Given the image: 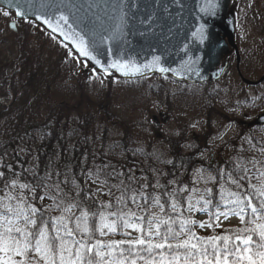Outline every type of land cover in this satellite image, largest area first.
<instances>
[{
    "label": "trees",
    "instance_id": "16d2710c",
    "mask_svg": "<svg viewBox=\"0 0 264 264\" xmlns=\"http://www.w3.org/2000/svg\"><path fill=\"white\" fill-rule=\"evenodd\" d=\"M247 7H251L247 0H233L231 6L237 18ZM3 11L0 10V97L8 104H0V172L4 173L0 177V206L13 205L14 197L21 195L26 202L42 206L51 217H57L63 213L56 204L67 194L73 203L85 197L89 202L94 200V210L103 212L105 223L116 220L110 213L122 209L127 214L125 219H133L145 228L146 219L151 216L171 217L175 223L170 222V226L180 231V218L192 214L184 213L186 200L193 198L191 193L197 191L203 196L202 202L209 199L210 207H206L210 210L222 200L223 192L243 191L232 179L244 176L239 183L249 192L250 185L257 184L264 173V126H250L249 122L236 119L232 133L220 139L219 146L214 145L212 150L210 136L214 129L207 121L189 144L178 137L157 139L153 123L131 121L113 109V74L87 70L86 63L66 45L32 21L17 20L16 31H10L8 21L12 14L4 16ZM256 22L261 21L254 19L250 24L255 26ZM239 29L238 20L237 33ZM244 64L243 56V72ZM252 66L255 67V59ZM233 68L231 59L217 83L191 85L201 95L205 113L210 115L215 100L224 94L251 114L264 112V81L258 87L263 94L258 93V88L243 84L232 88ZM116 80L117 87L125 88H142L146 81L172 82L170 78L155 76ZM152 94L158 97L163 92ZM209 150L215 152L218 160L203 164L200 159ZM13 181L15 188L11 186ZM21 184L28 187L21 189ZM155 198L164 206L163 211ZM254 202L258 204L259 197ZM101 205L105 207L101 209ZM72 211L75 213L76 209ZM100 223L98 214V229ZM74 224L73 221L69 226ZM243 227L241 223L225 234L233 237L235 230ZM122 228L119 222L116 231ZM189 228V224L185 225V232ZM114 234L109 231L100 235L97 230L91 243ZM207 246L211 251V246ZM164 252L170 255L166 249ZM133 258L137 264L143 262L135 256L129 259Z\"/></svg>",
    "mask_w": 264,
    "mask_h": 264
},
{
    "label": "snow or ice",
    "instance_id": "6c2138e0",
    "mask_svg": "<svg viewBox=\"0 0 264 264\" xmlns=\"http://www.w3.org/2000/svg\"><path fill=\"white\" fill-rule=\"evenodd\" d=\"M156 3L159 4L160 0H156ZM173 3L181 5V0H173ZM11 6L13 5L10 0ZM14 6L18 9L16 15L26 18L27 10L20 11L21 6L18 3ZM218 6V0L216 3L213 0H207L206 6L201 8V11L214 16ZM93 7L92 3L85 6L83 3H77L76 0H46L38 5L30 2L28 6L31 12L39 13L35 15L37 21L47 25L53 33L58 32L65 40L71 41L79 56L100 66L105 74L115 70L128 76L143 74L145 70L153 68L161 73L178 71V69L163 67L161 55H154L147 63H137L134 58L125 59L122 48L128 43L126 27L129 22V12L127 9L137 8L136 0H132L131 4L128 0L113 3L111 7L118 15H106V19H102L98 13L93 12ZM164 11H168L167 5ZM2 15L9 16V12L3 11ZM154 19V14H149L146 20H141L142 24L149 25L147 31H140L141 36L147 37L152 31L151 24ZM11 27L15 28L16 24L12 23ZM193 36L198 37L203 43L205 25H200ZM105 46H107V52L115 56L114 59L102 61L99 58L105 55L102 50ZM195 62L190 59L184 62L181 68L185 71H193L191 65ZM3 175L4 173L0 172V177ZM243 179H245L244 176L239 178V180ZM239 180L232 179V183L237 188H243V191L230 193L235 199L228 200L227 203L234 205L230 212L238 215L245 227L235 230V239L239 243L231 244L229 243L231 237L228 235L211 236L205 240V238L195 237L190 228L185 232V225L194 223L189 220L183 221L180 231H176L170 226V222L175 223L171 217L168 220H162L156 216L147 219L139 217L138 219L142 221L146 219L145 229L140 224H130L124 218L127 214H124L121 209L110 213L116 216V220L105 223L103 212L99 209L94 210L96 203L94 200L89 202L85 197L73 203V200L67 199V194L56 204V208L63 214L51 217L47 209L42 206H33L21 195H17L15 197L17 204L0 206V264H137L135 258L129 259L133 256L143 260L144 264H264V173H261L256 185H250V192L239 183ZM11 186L15 188V181ZM27 187L26 184L20 185L21 189ZM207 191L210 192L211 189ZM244 196H247V199H244ZM257 197H259L258 204L254 202ZM155 203L163 211L164 206L160 205L159 198H155ZM210 204L209 199L204 200L205 206ZM104 207L101 205V209ZM172 207L175 210L176 205L173 204ZM73 208L76 209L75 213L72 211ZM98 214L101 221L99 229L95 224ZM131 215L135 214L131 213ZM214 215L217 218L220 215L226 217L229 212ZM73 221L74 227H70ZM119 222H122L123 227L138 230L141 235L132 239L113 240L107 244L100 239H96L95 244L91 243L97 230L100 231V235H104L105 228L115 232ZM205 226L204 223L200 224V227ZM76 235H79L80 239H75ZM185 235L188 238L181 239ZM153 237H159V240L154 241ZM221 240L224 242L222 247L218 244ZM124 245L128 247L124 248ZM207 245L211 246V251ZM165 249L170 255L165 254L163 251ZM181 249L183 252L180 251ZM157 255L159 259L156 258Z\"/></svg>",
    "mask_w": 264,
    "mask_h": 264
},
{
    "label": "water",
    "instance_id": "95a60500",
    "mask_svg": "<svg viewBox=\"0 0 264 264\" xmlns=\"http://www.w3.org/2000/svg\"><path fill=\"white\" fill-rule=\"evenodd\" d=\"M39 4L46 0H11L13 6L10 7V0H0V9L7 10L17 18L22 20L34 21L37 25L56 36L61 42L68 45L76 56L86 61L88 68L102 71L100 66L94 62L88 61L86 58L79 56L71 41L65 40L58 32L53 33L47 25L35 19V15L29 10V3ZM77 3H83L85 6L92 3L94 5L92 11L98 13L102 19L107 16H116L111 5L119 3V0H76ZM214 3L217 0H213ZM232 0H218V7L215 9L216 14L210 15L201 11L205 7L207 0H181V5H176L173 0H160L157 4L156 0H136L137 8L127 9L129 12L128 33L126 39L127 44L123 45L122 51L125 59H136L137 63H147L154 55H161V64L163 67L178 69L177 72L168 71L161 73L158 69L145 70L143 74H130L128 76L122 73L110 70L123 79H137L150 75L168 76L176 81L186 83H204L218 80L222 75L226 62L219 67L223 57L227 56L231 50L236 54V60L239 61L237 46L235 44V17L230 9ZM19 4L20 11L27 10L26 18L16 15L17 8L14 6ZM131 4L132 0H128ZM99 5V7H95ZM165 5L168 11H164ZM211 11V9L209 10ZM149 14H154L155 19L151 24L152 31L147 37L141 36L140 31H147L149 25L142 24L141 20H146ZM11 22L9 27H11ZM109 23H111L109 21ZM205 25V39L201 43L198 37H194L193 33L200 27ZM104 56L99 57L102 61L114 59L115 56L107 52V46L102 49ZM196 61L191 65L193 71H185L181 65L189 60ZM246 85H257L264 79L263 75L256 81L241 78ZM156 120V117H153ZM166 119L163 120L165 122ZM254 123L257 125L264 124V114L258 116Z\"/></svg>",
    "mask_w": 264,
    "mask_h": 264
},
{
    "label": "rangeland",
    "instance_id": "374dc122",
    "mask_svg": "<svg viewBox=\"0 0 264 264\" xmlns=\"http://www.w3.org/2000/svg\"><path fill=\"white\" fill-rule=\"evenodd\" d=\"M247 1L251 7L245 8L240 16L236 18V22L238 20L240 21V35L238 40H240L241 51L245 57V75L249 78H257L264 69V0ZM254 19H259L261 22H256V25L252 26L250 21ZM254 59L255 67L252 66ZM257 59L260 60L259 64L257 63ZM112 79L113 82L110 84L113 88L116 87L111 89L112 92L116 91V95L113 96L112 101L114 108H112L117 111V114L120 117L144 123L151 122V117L157 115L159 111H162L164 115L170 117V120L166 125L158 126L156 128V131L158 132L157 139L160 140L165 138L168 139L169 137H178L184 138L189 144L192 142V139H195V137L203 131V125L207 121L209 127H213L214 129V132L210 136V150H212V148L215 147L214 145H216V148L219 146L218 141L221 138L226 134L232 133L231 127L236 124L231 125V119L236 117L243 122H247L250 121V117L254 115L246 110L241 111L237 108H233L231 112L228 111L227 106L234 105L239 108L240 105H235L232 98L227 97L225 94L222 98L215 100L216 102L213 104L210 112L211 114L208 115L205 113L204 107L201 104V95H199L193 87L183 88L181 86H175L169 81H161L157 84L152 81H146L142 88H125L116 86L118 83L116 82L117 80L115 76L112 77ZM238 84L239 82L237 80H232L233 87L238 88ZM154 91L157 93L163 92V94L157 97L152 94ZM213 91L215 90L213 89ZM257 91L259 94H263L259 88ZM5 102L6 99L0 97V104ZM152 133L154 135L155 131H152ZM209 151L200 159L203 164L209 156L213 154L212 151ZM193 177H195V175H193ZM193 179L195 180V178ZM216 186L217 185H215L214 188H217ZM222 187L223 186H219V188ZM195 188L196 187L192 188L190 191H194ZM202 191H204V189H202ZM196 193L197 191L191 193L193 198L186 200L185 203V212H192V214L188 217L180 218V220L196 221L199 223V226L201 223H204L206 226L201 227L202 231L205 233V236L211 237L213 234L210 231V228L207 227V225L210 224V220L207 216L203 215L204 210H201L204 209L201 205V203L204 204V202H202L203 196L200 194L197 195ZM231 199H235V197L231 196L229 192H223V198L220 202L221 204L211 209V213L213 214L211 217L215 216L212 218V223L218 227V229L222 230L227 227H234L241 222L238 215L231 214L230 212V209L233 208L234 205L227 203V201ZM244 199L247 198L245 197ZM15 204H17V200L14 197L13 205ZM7 205L9 204H5V206ZM223 212H229V215L226 217L220 215L219 218L214 215L215 213ZM155 216L158 217L157 214ZM159 218L161 219V217ZM140 235L141 233L133 228L128 234V236L132 238ZM235 241L236 239H234V243H239V241Z\"/></svg>",
    "mask_w": 264,
    "mask_h": 264
},
{
    "label": "bare ground",
    "instance_id": "6f19581e",
    "mask_svg": "<svg viewBox=\"0 0 264 264\" xmlns=\"http://www.w3.org/2000/svg\"><path fill=\"white\" fill-rule=\"evenodd\" d=\"M27 21H31V20H27ZM32 22H33V21H32ZM35 24H36V23H35ZM36 25H37V24H36ZM38 26H39V25H38ZM16 28H17V27H16ZM0 68H1V67H0ZM3 98H4V97H3ZM6 103L8 104V102H5V103H3V104H6Z\"/></svg>",
    "mask_w": 264,
    "mask_h": 264
}]
</instances>
